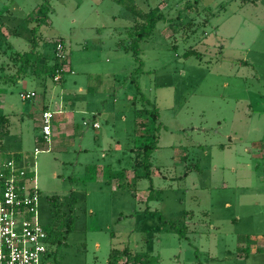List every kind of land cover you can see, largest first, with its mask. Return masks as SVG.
I'll return each mask as SVG.
<instances>
[{
    "label": "rangeland",
    "instance_id": "374dc122",
    "mask_svg": "<svg viewBox=\"0 0 264 264\" xmlns=\"http://www.w3.org/2000/svg\"><path fill=\"white\" fill-rule=\"evenodd\" d=\"M130 1L162 14L138 59L115 47L134 18L113 0H0V162L47 149L39 117L54 113L34 160L38 217L61 240L45 264H107L125 247L129 264H264L247 238L264 235V0ZM148 141L150 179L134 161Z\"/></svg>",
    "mask_w": 264,
    "mask_h": 264
},
{
    "label": "built area",
    "instance_id": "2783aa9c",
    "mask_svg": "<svg viewBox=\"0 0 264 264\" xmlns=\"http://www.w3.org/2000/svg\"><path fill=\"white\" fill-rule=\"evenodd\" d=\"M56 52L63 57L61 44L56 45ZM60 79V74H56L54 81ZM34 96V92L20 94L23 101ZM53 115L48 110L41 115L46 146L50 144ZM92 127L97 128V123ZM43 151L48 149H36L34 157ZM34 172V162L19 166V160L11 157L0 163V264H45L49 225L42 224L38 217L41 196Z\"/></svg>",
    "mask_w": 264,
    "mask_h": 264
},
{
    "label": "trees",
    "instance_id": "16d2710c",
    "mask_svg": "<svg viewBox=\"0 0 264 264\" xmlns=\"http://www.w3.org/2000/svg\"><path fill=\"white\" fill-rule=\"evenodd\" d=\"M118 5H121L127 12H129L132 17L134 18V25L129 30H126V36L123 39H119V41L115 44V47L124 53L131 54V56L134 59L139 58L140 49H139V43L149 37L155 28V25L158 21L162 19V14H150L146 13L143 10H141L136 4L132 3L130 0H113ZM198 0H193V5H197ZM191 6H187L185 9H189ZM41 11V9H40ZM61 44L63 47V57H58L56 52V45ZM34 48V47H33ZM33 48L31 49V53H33ZM65 42L63 40H58L54 44L53 48V69L55 70V74H62L64 72V65L67 63V54L65 50ZM196 52L188 51L183 54L184 58L188 57L189 55H195ZM18 60L21 62H24L25 65L28 64V54H17ZM23 68V67H21ZM156 118V115L154 116ZM8 120L3 115L0 116V124H8ZM9 125H5V127H8ZM7 132V128H4V132ZM2 132V133H4ZM157 149L156 141H148L141 147H138L135 151L136 154L134 156L135 158V168L137 169H143L146 172V177L150 179V170L152 167L151 163V157L153 152ZM16 159H20L19 157H15ZM31 176V174H28ZM56 200L57 198H51L49 199V203L53 204L55 214L58 213V207H56ZM61 220L63 219V216H60ZM54 219V218H53ZM60 220V221H61ZM74 222V217L69 213L67 215V223L65 228V234H69L72 232V226ZM171 229H173L175 232L182 235L183 230L179 229L174 222H170L167 224ZM186 228V226L184 227ZM59 232L52 227V223L49 225L48 229V246H47V255L45 262L47 258L51 254V248L56 246L57 244L61 243L60 237H58ZM64 234V237H65ZM63 237V238H64ZM132 253L129 248H123L121 250L113 249L111 250L109 260L107 264H113L114 261L120 260L121 258H124V264H127L128 261L131 259Z\"/></svg>",
    "mask_w": 264,
    "mask_h": 264
},
{
    "label": "crops",
    "instance_id": "0c3cea01",
    "mask_svg": "<svg viewBox=\"0 0 264 264\" xmlns=\"http://www.w3.org/2000/svg\"><path fill=\"white\" fill-rule=\"evenodd\" d=\"M47 110H49L48 109V107H46L45 109H44V111H47ZM55 111V113L56 114H58V115H62L63 114V109L61 108V106L58 104V105H56L55 106V109H54ZM2 116V115H1ZM91 118H90V120L89 121H83V125H84V123H86V125H84V126H87V127H91L92 129H98L99 128V125H98V123H97V121H96V119H95V115H94V113H91ZM39 119H40V122H41V116L39 117ZM90 122V123H89ZM93 123H97V125H98V127L97 128H93L92 127V124ZM10 124V123H9ZM66 125H72V122H68L67 121V123H66ZM35 141L37 142V143H40V142H43V138H42V133H41V135H38L36 138H35ZM44 143V142H43ZM54 140L53 141H51L50 142V144L49 145H54ZM47 147V149H49V146H46ZM36 149H38L37 147H35L34 148V151L36 150ZM84 150H86V149H84ZM11 157H19L20 159H18L19 160V166H22V165H26V164H33V162H34V164H35V157H34V152H33V155L32 156H29V155H27L26 153H23L22 151H19V152H16V153H12L8 158H11ZM1 163V162H0ZM35 169H36V167H35ZM252 227V226H251ZM187 228V227H186ZM251 233L250 234H248L249 236H250V238L249 237H247L248 239H251L250 241H251V244H253V245H262V248L264 247V235H262V233H259L258 231H250ZM259 236V237H258ZM145 239H144V241L146 242V243H148L149 241H150V238H147L146 236L144 237ZM242 247L243 248H245V244L243 245L242 244ZM130 261V260H129ZM129 261H128V263L127 264H129ZM119 263H121V262H119ZM149 264V263H148Z\"/></svg>",
    "mask_w": 264,
    "mask_h": 264
}]
</instances>
